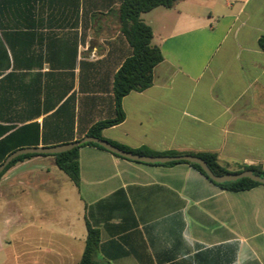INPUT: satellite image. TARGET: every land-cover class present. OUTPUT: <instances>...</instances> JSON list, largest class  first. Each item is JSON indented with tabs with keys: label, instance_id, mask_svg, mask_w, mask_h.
<instances>
[{
	"label": "crops",
	"instance_id": "crops-1",
	"mask_svg": "<svg viewBox=\"0 0 264 264\" xmlns=\"http://www.w3.org/2000/svg\"><path fill=\"white\" fill-rule=\"evenodd\" d=\"M119 5L0 0V158L79 141L116 117L113 78L131 55ZM141 19L163 60L102 139L264 169V0H180ZM78 164L79 187L50 156L0 177V264H77L87 224L101 264H264V186L231 193L186 164L92 146Z\"/></svg>",
	"mask_w": 264,
	"mask_h": 264
},
{
	"label": "trees",
	"instance_id": "trees-1",
	"mask_svg": "<svg viewBox=\"0 0 264 264\" xmlns=\"http://www.w3.org/2000/svg\"><path fill=\"white\" fill-rule=\"evenodd\" d=\"M180 0H120L119 5V21L121 25V32L125 37L130 49L131 55L123 62L120 69L117 71L113 78V100L115 104L116 117L113 120L99 122L91 127L88 132V136H92L98 139H102L101 132L111 126L120 124L124 118V112L122 110L121 101L122 99L131 92H143L150 88L153 82V69L159 63L162 62L163 57L160 49L152 44V30L144 24L141 19L143 14H146L156 8L170 9ZM264 48V45H261ZM103 140V139H102ZM109 142V141H107ZM113 146L131 152L133 154L145 155V156H180L188 154L178 153H165L156 154L146 149L130 150L126 147L117 145L113 142H109ZM83 146H92L100 150L106 151L102 147L96 144H83L70 151L59 153L55 155H36L27 154L21 155L12 160L9 165L0 174V177L13 165L18 162H22L26 159H30L35 156H50L54 159L56 167L63 172L73 183L75 187H79V164H78V150ZM17 148L11 149L8 153L16 151ZM108 152V151H106ZM110 153V152H109ZM112 154V153H110ZM113 156L124 159L120 156L112 154ZM197 156L205 161L209 169L214 175L222 176L225 174L241 173L243 171H252L255 175L264 177V169L261 167L235 165L229 166L221 164L215 154H196ZM5 157L1 156L0 165L4 161ZM176 164H186L196 170L210 183L216 187L228 191L231 193H238L251 190L255 187L264 186L253 182L249 179H241L236 182L218 184L210 180L203 170L196 164L180 161L170 162L166 164H155L171 166ZM99 232L87 224V236L85 240V247L83 254L77 264H101L96 259V253L99 246Z\"/></svg>",
	"mask_w": 264,
	"mask_h": 264
},
{
	"label": "water",
	"instance_id": "water-1",
	"mask_svg": "<svg viewBox=\"0 0 264 264\" xmlns=\"http://www.w3.org/2000/svg\"><path fill=\"white\" fill-rule=\"evenodd\" d=\"M96 144L106 151L115 154L117 156H120L126 160L139 162V163H145V164H166L170 162H188L192 164L198 165L203 172L207 175V177L212 180L215 183L223 184V183H231L236 182L241 179H249L253 182H256L258 184L264 185V177H260L258 175H255L252 171H243L241 173H234V174H225L222 176H217L212 173V171L209 169L207 164L204 160L197 156L192 155H180V156H145V155H138L133 154L131 152H127L124 150H121L109 142L98 139L92 136H85L79 141L72 142L69 144H64L56 147H50V148H27V149H21L13 152L10 154L4 162L0 165V174L4 171V169L9 165V163L14 160L15 158L21 156V155H27V154H36V155H55L59 153H64L67 151H70L74 148H77L83 144Z\"/></svg>",
	"mask_w": 264,
	"mask_h": 264
},
{
	"label": "rangeland",
	"instance_id": "rangeland-1",
	"mask_svg": "<svg viewBox=\"0 0 264 264\" xmlns=\"http://www.w3.org/2000/svg\"><path fill=\"white\" fill-rule=\"evenodd\" d=\"M11 247H15L17 243L15 242V238L10 240Z\"/></svg>",
	"mask_w": 264,
	"mask_h": 264
}]
</instances>
